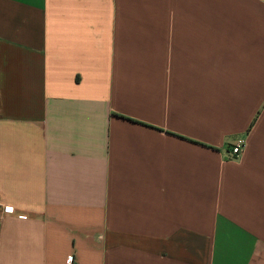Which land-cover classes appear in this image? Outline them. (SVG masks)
Instances as JSON below:
<instances>
[{"label":"crops","instance_id":"0c3cea01","mask_svg":"<svg viewBox=\"0 0 264 264\" xmlns=\"http://www.w3.org/2000/svg\"><path fill=\"white\" fill-rule=\"evenodd\" d=\"M0 205V264H264V0H0Z\"/></svg>","mask_w":264,"mask_h":264},{"label":"built area","instance_id":"2783aa9c","mask_svg":"<svg viewBox=\"0 0 264 264\" xmlns=\"http://www.w3.org/2000/svg\"><path fill=\"white\" fill-rule=\"evenodd\" d=\"M246 147V143L243 140H239L235 146L232 148V153L234 156V159H238L244 152ZM7 207L0 205V212L1 213H6ZM67 264H76V260L74 256H70L68 259Z\"/></svg>","mask_w":264,"mask_h":264}]
</instances>
